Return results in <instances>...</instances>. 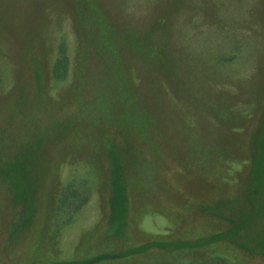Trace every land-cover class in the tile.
I'll return each mask as SVG.
<instances>
[{
	"label": "rangeland",
	"instance_id": "obj_1",
	"mask_svg": "<svg viewBox=\"0 0 264 264\" xmlns=\"http://www.w3.org/2000/svg\"><path fill=\"white\" fill-rule=\"evenodd\" d=\"M0 264H264V0H0Z\"/></svg>",
	"mask_w": 264,
	"mask_h": 264
},
{
	"label": "trees",
	"instance_id": "obj_2",
	"mask_svg": "<svg viewBox=\"0 0 264 264\" xmlns=\"http://www.w3.org/2000/svg\"><path fill=\"white\" fill-rule=\"evenodd\" d=\"M62 51H64V50L62 49ZM60 69H61V61H60L59 64L54 68V74H55V76L59 77L58 72H59ZM63 72H64V70H63Z\"/></svg>",
	"mask_w": 264,
	"mask_h": 264
}]
</instances>
